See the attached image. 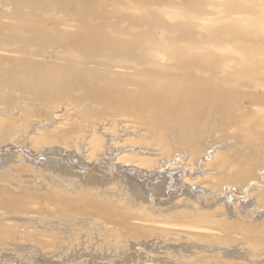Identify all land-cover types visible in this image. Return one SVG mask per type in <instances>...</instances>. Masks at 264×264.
I'll return each instance as SVG.
<instances>
[{
  "label": "bare ground",
  "instance_id": "6f19581e",
  "mask_svg": "<svg viewBox=\"0 0 264 264\" xmlns=\"http://www.w3.org/2000/svg\"><path fill=\"white\" fill-rule=\"evenodd\" d=\"M0 99L49 108L22 103L12 118L0 100L11 111L0 106V140L38 128L37 153L88 140L93 189L97 164H111L124 190L116 201L0 186L5 217L46 201L70 218L95 214L115 240L164 243L159 254L130 248L120 264H264V0H0ZM149 178L162 180L163 203ZM3 219L0 238L50 246Z\"/></svg>",
  "mask_w": 264,
  "mask_h": 264
},
{
  "label": "rangeland",
  "instance_id": "374dc122",
  "mask_svg": "<svg viewBox=\"0 0 264 264\" xmlns=\"http://www.w3.org/2000/svg\"><path fill=\"white\" fill-rule=\"evenodd\" d=\"M12 94H11L12 96L17 97V95H15L14 93H12ZM77 94H79V92ZM5 95L8 96V94H6V93H5ZM72 95H73V93H72ZM12 96H9L10 99H15ZM16 100H15V102L13 100L12 101L8 100V101L12 102L10 107H8L10 103L6 104V103H8V101L6 102L4 100L5 101L4 102L3 99L1 100V102L3 101V103H5V105H6L5 106L3 104L5 106V109H6V107L10 109L12 104H13V106L11 108L12 109L11 111H13V112H11L9 109H8V111L5 109L3 110V105L0 103V106L2 105L1 106L2 110L4 112L6 111L5 112L6 116L9 115V113L7 114V112H11L10 113L11 117L16 116L15 118H18V114L20 115L22 113V112L21 113H18V112H20L24 109L27 110L29 108L30 109L29 111H31V110H37L38 108L40 109V107H42L41 110H43V108H44V110L47 108V107L45 108V106H43V105L39 106V104L37 105V104L31 103V102L30 103L28 102V104H26L27 102H25V104H24L23 101L20 103L17 101V103H18L17 104ZM13 102L15 103V105L16 104L17 105L15 106ZM21 104L23 105L24 109H23ZM86 104L87 103H85V106H86ZM88 105H89V103L87 104L86 107H84V109L82 107L83 110H80V113H81L80 116H83V115L86 116L85 114H87L88 112L91 111V110L87 109ZM17 106L19 107V110H18V108H16ZM14 109L16 110V112L18 114L15 113ZM85 109H87L89 111L87 112V110H85ZM57 110H59V109H57ZM84 110H85V112H84ZM29 111H27V113ZM37 111H38V113L40 112V110H37ZM47 111H49V108ZM42 113H45V111ZM83 117H82L83 120L80 117V120L82 121V123L79 120L78 121V123H80L79 125L85 123V121L88 120L86 117H84V118H86V120ZM12 118H14V117H12ZM91 121H92V119H91ZM46 122H48V121H45V123ZM54 127L52 124V126L50 125L48 127V129L50 128L49 130H52V128H54ZM35 129L37 130L38 128H35ZM45 129H47V127ZM45 129H43V130H45ZM36 130L34 132H36ZM34 132L32 133V135L34 134ZM25 135L23 133V136H21V138L19 136V137H17L18 139L13 140V142H11L12 140L10 142L8 140H6V141L0 140V142H1L0 143V186L1 187L4 186L3 189H5V190L7 189L8 193L12 192L13 194H16V195L18 193L25 195V189L24 188H27L28 186L29 187L31 186V188H32L33 186L38 185V186H35V188L45 189L44 187H46V186L52 187L53 186L52 183H54V185L56 187H58V186L62 187L63 186V189H62L63 191L62 190L61 191H62V194L64 192L65 195H67L66 192L68 193L69 191H71L72 194L70 192V196L71 195L74 196L75 194H77L76 192L78 190V192L79 191H86L87 193H90L92 197L93 196L97 197V196L103 195L102 196L103 198H107V199L117 198V199H115L116 201H121V197H118L116 195V193L118 190L119 191H124V190H123V187L121 186V184H119L117 182L121 179H119L118 176H115V175L112 176L111 175V173H110L111 170H110V168H108L111 166V164L106 165V166L103 165L101 167L99 164H97V169L94 172L97 173V175H98V177H97L98 182L94 185L96 189H93V157H88V155L90 153V151H89L90 148L88 149L87 147L90 146V144L88 143L89 141L87 139H86L87 141H84V142L80 141L79 143L77 141H75V142L69 141V143L68 142L66 143L69 148L64 147V146H66V144L64 146L63 145L62 146H58V145L42 146L43 148L49 147L48 149H52V150L57 149V150H60L62 152L61 154L59 153L60 155L55 156L53 153H52L53 155H45L43 152L46 151V149L42 150L43 148L41 146H40L41 150H39V152L37 153L36 151H38L37 148L39 146L36 144L37 148H35V146L33 147L34 144L30 143L32 135H29V134H28V136H27V134H25ZM34 135H33V137H34ZM19 138L20 139L24 138V139H22V141H21ZM25 139L29 140L28 141L29 144L27 143V141ZM23 140L27 144L24 143ZM76 142H77V144H76ZM81 142H82V144H81ZM86 142L88 144H86ZM70 143H72V144H70ZM73 143L77 145V148ZM78 146H79V148H78ZM29 147H30V149H29ZM219 147L220 146H216L213 149L215 150ZM32 149L33 150L35 149V151L33 152ZM30 150L32 151L31 153H30ZM63 150H65L66 152ZM212 151H210V152H212ZM27 155L31 157V158H28V160L24 159V157L26 158ZM176 159L178 161V158H176ZM24 160L26 162H29V163H26V162L24 163L23 162ZM55 160H56V162L54 163ZM62 160H63V162H62ZM58 161H61L62 164H59ZM34 162H36V163H34ZM47 162L50 165L46 164ZM55 164H56V166L59 164L58 165L59 167H56ZM67 166L68 167L74 166L73 167L74 169H71L72 172L66 168ZM107 168H108V170H107ZM162 170L165 172L168 171V166ZM162 170H160L161 174L163 172ZM77 176H79V177L82 176L83 179L79 178ZM83 181H85V182H83ZM3 182H7V183L3 184ZM18 182H20L19 185L21 186L18 188H20L22 190H17L19 192H16L14 190H15V186L17 185L16 183H18ZM161 182H162V180L152 181L150 178L148 179V181H146V183L148 184V191L149 192L152 191L151 196H153V200L155 197H157L158 202L163 203L166 199L160 198L164 194L162 192L163 188H162ZM27 183H29V185ZM80 183H83V184H80ZM84 183H86L87 186L84 185ZM9 184H11V185H9ZM22 184H24V187ZM39 184H40V187H42V188L39 187ZM5 186H6V188H5ZM1 187H0V191L3 190V189H1ZM50 188H49L50 192H53V190H54V189H52L53 187L51 189ZM79 189H83V190H79ZM64 190L65 191L67 190V191L65 192ZM0 196H1V194H0ZM237 197L240 199L242 198L241 195H238ZM26 199H29V198H26ZM29 200H31V199H29ZM34 202H36V201H34ZM36 203H35L36 205H34L35 208L32 207L33 205L29 208L30 211H31V209H34V210H32L31 213H27L26 216H22V217L20 215H17V214L16 215L19 217L15 216V214L14 215L13 214H6V217H5L6 211L4 209H0V217H1L0 219H3L5 217L6 219L4 218L3 219L4 221L9 220V222H3L2 221V223H5V225H8L10 223L13 224V226H11L10 230H9V233L11 235H15L17 230H19V227H20V230H24L23 232H26V233L27 232L29 233L32 231L33 232L32 234H34V231H35V234H36V232L41 231L40 232L41 234L39 233V235H43V236L46 235L48 240L50 241V246L48 248H46L48 250V252H46L47 250H45V251L40 250V249L36 250L40 247L35 245L34 243L27 242L26 240L22 241L23 239L17 240V239L0 238V264H11V263L12 264H43V263L44 264L45 263L46 264H58V263L59 264H120L121 261L124 260V258H122L123 255H125L126 253L130 254L128 251H130V252L132 251V250H129L130 248L133 250H137V249L141 250L142 248L147 247L143 251L148 253V250H150L149 252L156 253V254H159V253L165 251V249H163V247H165L164 243H161V244H163V245H161L159 242H157V241L155 242L154 240H150V239L148 240V242L146 241L147 246H145L146 243L143 244L145 242L143 240L142 241L138 240L139 242H137V239H136L134 242H133V240H131L132 242H129L128 240H126V239H128V236H126L125 234L121 235V241L115 240L114 237L112 236V233L114 231V227L111 225H106V226L103 225L102 224V218L100 219L99 217L95 216V214L93 216L92 214H90L91 212L89 213L90 214L89 215L88 213L86 214L87 211L86 212L82 211L83 214L86 215V216H84L81 214L82 212L80 211V214L82 216L77 215L76 217L74 216V218H70V217H67L68 215L67 216L62 215V214L59 215L58 213H56L55 209L50 204L46 203V201L43 202L44 205H43L42 201H38ZM47 205L48 206L50 205V206L48 207ZM162 207H165V205ZM44 208H46L47 210H45ZM2 214H4V215H2ZM87 215L91 216V217H88ZM7 216L11 220L13 219V221H11L9 218L7 219ZM20 217H21V219H20ZM14 219H16V220H14ZM24 219H26L27 221H25ZM18 220H20V222H22V223L20 224V222ZM16 221H17V223H16ZM24 225H26V226L24 227ZM21 227H22V229H21ZM35 229L38 231H36ZM26 230H28V231H26ZM36 235H38V233ZM10 238H13V237H10ZM37 238L38 237H36V239ZM124 241H125V243H122V245L124 246V244H125L124 248H126L127 251L124 248H122L124 251L120 252L119 249L121 250V247H123V246L122 245L120 246L118 244H119V242H124ZM140 241H141V243H140ZM23 242H25V243L23 244ZM133 244L135 247L133 246ZM30 245H31V247H30ZM129 245H131V246H129ZM150 245H152V246H150ZM41 252H42V254H41ZM122 252H126V253H122ZM48 253H49V255H48ZM208 258H211V257H208ZM138 259H140V261H143L145 258L143 259V256H142V257H139Z\"/></svg>",
  "mask_w": 264,
  "mask_h": 264
}]
</instances>
